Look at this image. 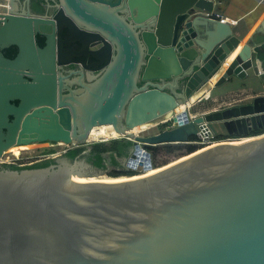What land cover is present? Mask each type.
Segmentation results:
<instances>
[{
    "label": "water",
    "instance_id": "1",
    "mask_svg": "<svg viewBox=\"0 0 264 264\" xmlns=\"http://www.w3.org/2000/svg\"><path fill=\"white\" fill-rule=\"evenodd\" d=\"M24 1L21 9L22 0H0V49L18 47L14 58L0 53V158L15 144L85 145L104 124L134 141L131 157L141 144L264 130L258 95L192 119L187 106L153 134L131 131L187 104L227 64L209 93L264 72L252 38L239 49L234 24L205 15L216 0H47L51 15ZM66 42H79L100 72H61L83 54ZM81 156L22 169L0 163V264H264V132L120 181L78 180L104 172Z\"/></svg>",
    "mask_w": 264,
    "mask_h": 264
},
{
    "label": "rangeland",
    "instance_id": "2",
    "mask_svg": "<svg viewBox=\"0 0 264 264\" xmlns=\"http://www.w3.org/2000/svg\"><path fill=\"white\" fill-rule=\"evenodd\" d=\"M245 78H238L233 77L231 78L226 84L222 86V88H213L211 93L205 94L203 97H201L197 102H194L193 105H191L190 113L193 115L196 114H202V113H209L213 112L215 110H225L227 108H232L234 106H242L245 104H250L255 96L258 95H264V83L260 82L259 84L257 82L252 83V85H249L248 83L244 82ZM248 84V85H247ZM253 86V87H252ZM251 87V88H249ZM218 95V96H217ZM151 125V124H150ZM166 124L161 123L157 126H154V124L150 127H143L137 130L140 135H148L156 133L160 130H163L165 128ZM259 131V132H258ZM257 132V133H256ZM264 130L260 129H253L250 130L248 134H212L214 137L211 141L213 142H229V141H238L242 139H246L249 137L257 136L261 133H263ZM192 144L198 145V147L207 146L212 143L207 144H200V140H194L190 142ZM190 143H177V144H190ZM215 143V144H216ZM91 143H87L85 145H90ZM174 144V143H173ZM166 144H159V145H150V146H164ZM44 143L41 142H32L31 144H22L19 146L14 147V150L17 154H39L41 150H44ZM184 150L183 148H181ZM150 150V148H149ZM9 152V150H8ZM21 152V153H20ZM178 152V151H177ZM153 166L154 167H161L162 165H166L165 163L175 161V159H178L177 157L179 154H172L168 151H161L157 155H154L153 151ZM39 156V155H38ZM38 156H34L29 158V160H35ZM25 161V160H22ZM145 171H135V173H144ZM96 176H114L113 174H110L108 172H103L100 174H95ZM128 175V174H126Z\"/></svg>",
    "mask_w": 264,
    "mask_h": 264
},
{
    "label": "trees",
    "instance_id": "3",
    "mask_svg": "<svg viewBox=\"0 0 264 264\" xmlns=\"http://www.w3.org/2000/svg\"><path fill=\"white\" fill-rule=\"evenodd\" d=\"M39 42L41 46L44 45V40L39 36ZM259 132V131H258ZM257 133V132H256ZM198 138H192V141L197 140ZM134 141L126 136H120L113 138L109 141H96L90 145H81L70 149L66 155L72 159L76 158L79 155H82L85 150H89V153L86 155V158L89 162L94 164L96 167L102 169L104 172L113 174L114 176L118 175H134L136 174L133 170H127L122 161L124 158L130 157L131 150L133 147ZM151 152L153 151L154 155H157L161 151H168L172 154H179L178 157L195 151L199 149L196 144H166L164 146H148ZM183 148L184 150H182ZM178 151V152H177ZM153 155V154H152ZM177 157V158H178ZM54 163V160H48L43 163L27 166L11 165L12 168L22 169L29 167H44Z\"/></svg>",
    "mask_w": 264,
    "mask_h": 264
},
{
    "label": "crops",
    "instance_id": "4",
    "mask_svg": "<svg viewBox=\"0 0 264 264\" xmlns=\"http://www.w3.org/2000/svg\"><path fill=\"white\" fill-rule=\"evenodd\" d=\"M215 11L229 20H238L234 27L236 33L242 36L239 49L252 38L259 47L257 64L264 67V0H216ZM244 82L249 85L264 83V72L247 77Z\"/></svg>",
    "mask_w": 264,
    "mask_h": 264
},
{
    "label": "flooded vegetation",
    "instance_id": "5",
    "mask_svg": "<svg viewBox=\"0 0 264 264\" xmlns=\"http://www.w3.org/2000/svg\"><path fill=\"white\" fill-rule=\"evenodd\" d=\"M23 2H20V8H24L26 7L25 1L22 0ZM48 1L47 0H31V10L35 13H41V14H53L55 11L54 5L55 3L51 1L52 6L51 7H47ZM4 5L3 2H0V6ZM62 35L63 37H68L69 36V32L66 28L62 29ZM39 36H37V42L40 44V40H39ZM44 40V45H45V38L42 37ZM41 45V44H40ZM65 47L69 50L72 51H77L80 52L82 51L83 54L80 55H75L74 53H72L69 57V62L67 64H65L62 68H61V72H63L65 75H70L71 78H77L81 76V73L84 72L85 74H87L88 72H91L93 74H97L100 72L101 70V66L102 64L99 63V61H97L96 59L92 58L90 55H87L84 49H82V46L79 42H66L65 43ZM84 51V52H83ZM0 53L3 54L4 56L8 57V58H14L16 57V55L18 54V47L14 44H10L6 47H4L3 49H0ZM87 66H91V67H86ZM59 70V68H58ZM74 88L78 87V86H73ZM12 103L19 105L20 100H13ZM15 117L14 116H10V122L13 121ZM1 131V129H0ZM7 129H4L3 132L7 133ZM213 139V138H212ZM41 143H44V149L49 147V144H51V141H38ZM31 144V143H30ZM22 144H15L12 147H10L9 149H6L2 155V157L0 158V160L7 156V154H16L14 147L19 146ZM9 150V152H8ZM89 153V150H85L81 156L82 159H86V155ZM66 155V154H64ZM53 158H38L35 159L36 161H34L32 164H28V165H35V164H39V163H43L45 161L51 160ZM2 160H5L2 159ZM0 163H4L6 165H16L10 162H2L0 161Z\"/></svg>",
    "mask_w": 264,
    "mask_h": 264
},
{
    "label": "bare ground",
    "instance_id": "6",
    "mask_svg": "<svg viewBox=\"0 0 264 264\" xmlns=\"http://www.w3.org/2000/svg\"><path fill=\"white\" fill-rule=\"evenodd\" d=\"M232 58H234V56H232L229 59V61H228L229 63L233 60ZM227 66H228V64L226 66H224L222 68V70L205 87H203L202 89H200L196 93H194L189 98V101L187 104H183V105L179 106L178 108H176L175 110H173L167 114H164L163 116H161L155 120L143 123L139 126H136L131 131L133 133L139 134V132L137 130H139L140 128L150 127L153 124H154V126H157L158 124L165 123V122L171 120L172 118L177 116V114H181V112L184 110L185 107L193 105L194 102H197L201 97H203L205 94H207L210 91V89L214 85L217 78H219V76L226 70ZM119 135H120V133L117 132L116 129L114 128V126L111 124L98 125V126H94L93 129L90 131L87 141L105 139V138H109V137H117ZM211 136H212V133L205 132L203 135V138L208 139ZM246 140H249V138L238 140V141L237 140L236 141H229V142L241 143V142H245ZM210 143H212L211 144V146H212V145H215L216 142L211 141ZM219 143H228V142L221 141V142H217L216 144H219ZM208 146H210V145H208ZM205 148H206V146H205ZM184 158H187V156L181 157L179 160H182ZM175 162H177V159H175V161L165 163L166 165H162L161 167H154V168L149 169V170L145 171L144 173H140V174L136 173L134 175H120V176H110V175L109 176H96V175H93V176L77 177V179L80 181H88V180H91V181H120V180L133 179V178L142 177V176L157 172V171H159V170L165 168L166 166L173 164Z\"/></svg>",
    "mask_w": 264,
    "mask_h": 264
},
{
    "label": "built area",
    "instance_id": "7",
    "mask_svg": "<svg viewBox=\"0 0 264 264\" xmlns=\"http://www.w3.org/2000/svg\"><path fill=\"white\" fill-rule=\"evenodd\" d=\"M205 15L209 16V17H213L216 19H219L223 22H231L233 24H237L238 20H229L228 18H225L221 13L216 12V11H204ZM193 114L190 115V119L193 118ZM166 127L168 126H174V122H173V118L167 122H165ZM164 128V129H165ZM117 137H120L117 136ZM117 137H109V138H105V139H99V140H92V141H87V143H93L96 141H109L113 138H117ZM212 138H214L213 136H211L208 140H205L204 138L199 139L200 140V144H207L209 142H211ZM86 143V144H87ZM82 144L78 143V142H73V143H66L63 141H59L57 143H51L49 144L48 148H45L44 150H41L39 154L33 155V154H7V156L3 157L2 159L5 158V160H0L2 162H10L19 166H27L28 164H32L34 161L36 160H29V158L34 157V156H38L36 159L38 158H57L61 155L66 154L70 149L75 148V147H79ZM148 146L150 145H144L141 144L140 148L137 150V152L135 153L136 156H130L127 163L124 165V167L127 170H133V171H140L138 169L139 166H146L148 164H150V162L153 163V155L151 150H149ZM208 146V145H207ZM21 153V152H20ZM147 153H150L151 156L148 157ZM25 160V161H22ZM142 171V170H141ZM145 171V170H144Z\"/></svg>",
    "mask_w": 264,
    "mask_h": 264
}]
</instances>
